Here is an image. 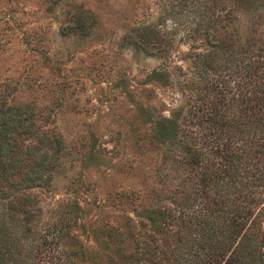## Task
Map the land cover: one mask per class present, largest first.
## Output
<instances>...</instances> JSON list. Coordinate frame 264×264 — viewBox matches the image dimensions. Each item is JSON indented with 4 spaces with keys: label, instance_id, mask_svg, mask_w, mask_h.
Listing matches in <instances>:
<instances>
[{
    "label": "trees",
    "instance_id": "1",
    "mask_svg": "<svg viewBox=\"0 0 264 264\" xmlns=\"http://www.w3.org/2000/svg\"><path fill=\"white\" fill-rule=\"evenodd\" d=\"M169 4L159 21L139 29L132 41L146 50L151 43L157 51H166L175 37L157 25L168 15H173L175 26L184 24V39H191L185 53L194 76L173 77L189 86V121L185 125L157 115L148 129L151 142L172 151V159L189 170L191 189L184 187V194L173 199L174 209L149 206L146 218L138 220L139 228L124 214L117 222L87 228L94 245L79 242L74 226L80 205L59 202L53 214L45 216L40 203L39 193L49 189L60 162L62 134L39 127L33 103L15 102L4 88L0 264H264V234L247 224L256 209L258 213L264 208V4ZM95 22L92 11L79 8L62 29L84 33ZM164 73L160 65L148 76L155 79ZM133 195L131 190L120 191L126 205L133 204Z\"/></svg>",
    "mask_w": 264,
    "mask_h": 264
},
{
    "label": "rangeland",
    "instance_id": "2",
    "mask_svg": "<svg viewBox=\"0 0 264 264\" xmlns=\"http://www.w3.org/2000/svg\"><path fill=\"white\" fill-rule=\"evenodd\" d=\"M170 1L0 0V90L32 102L37 125L59 131L64 142L51 186L39 193L43 213L53 214L59 202L78 203L74 231L89 247L95 242L88 227L129 214L139 228L149 206L174 209L173 199L191 189L189 170L148 136L157 115L189 121V86L173 77L194 76L185 53L191 39L168 15L157 25L175 37L166 51L132 41ZM79 8L92 11L95 24L64 32ZM160 65L165 76H148ZM122 190L134 191L133 204L122 202ZM252 217L247 224L264 234V208Z\"/></svg>",
    "mask_w": 264,
    "mask_h": 264
}]
</instances>
